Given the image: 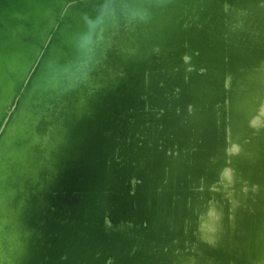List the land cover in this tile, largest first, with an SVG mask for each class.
<instances>
[{"label":"water","instance_id":"95a60500","mask_svg":"<svg viewBox=\"0 0 264 264\" xmlns=\"http://www.w3.org/2000/svg\"><path fill=\"white\" fill-rule=\"evenodd\" d=\"M210 1L171 0L169 6L180 22H183L181 19H190V14L193 15L200 4L202 6ZM119 6L120 4L116 6L115 0H0L1 161L10 153L17 155L23 148L20 137L13 134L18 125L26 124L25 129L28 132L24 133L25 144L35 140L34 131L27 126L49 108L52 101L62 105L66 103L65 96L86 92L89 93L88 102L95 106L90 108L96 112L101 110V106L93 100L94 97L100 96V88L93 84L88 62L92 60L99 46L101 34L119 26ZM183 23L178 29L179 33H184L185 22ZM194 51V47H186L182 43L171 47L170 50L178 54V60L160 55L156 61L155 84L151 87L152 91L143 107L128 115L125 126H118L119 130L109 139L108 145L104 146L98 141L97 146L86 148L82 159L60 169L55 182L46 187L44 205L57 206V200L59 205L74 201L76 206L73 212L61 209L52 210L48 214L44 212L48 208H41L47 215L46 225L51 224V218L56 216L58 219L56 235H50L44 241V245L49 243V249L54 250V246L55 249H60V257L56 259L58 263L81 264L83 259L92 257L93 253L89 250L91 243L94 249H99L107 242L111 247L117 245L115 248L109 247L106 251L110 254V264H115L116 259L120 264H182V252L185 250L193 252L189 254L191 264H236L239 258L236 252L244 246H249L253 236L264 231V228H257L253 224L255 219L261 217L260 211L264 210V192H260L259 197L253 196L254 191L251 194L242 193L248 189L246 187L235 199L237 189L233 193L231 189L233 190L236 184L231 185V189L228 186L231 180L239 177L236 175L247 173L246 180L249 184L254 183L255 189H264V155L262 158L256 153L252 155L256 150H264V79L247 85L241 82L232 84V91L228 92L225 84L230 81V73L224 75L221 71V76L214 75L217 81H220L218 88L215 85L198 87L199 81L194 83L196 86L190 87L193 82L188 77L201 71L199 65L196 69L195 66L193 70L191 68V71H186L184 58L194 54ZM204 62H208L207 65L210 63L209 60ZM170 72H177L182 79L188 78L184 85L189 89L181 86L179 80ZM178 108H192L196 112L206 109L209 118L213 117L215 121L210 123L209 129L214 136L208 137V133H198L195 140L189 139L187 142L184 136L179 140L174 138L172 145L167 147L175 167L172 172L174 178L168 180L173 193L164 198L165 205L161 206L157 202L161 206L160 211L148 212L137 206L136 200L130 201L128 197L123 199V192L127 190H123L124 181L117 180L120 173L118 166L123 162L128 149L130 150L131 141L142 136L145 142H141L144 145L141 148H145L147 140L152 142L153 134L159 135V114L162 111L166 113ZM256 134L260 136L257 138L259 142L253 139ZM228 139L230 142L226 149ZM251 140L256 144H249ZM233 141L237 146L230 149ZM246 145L249 146L248 150L243 149ZM166 156L164 153L159 158L165 159ZM86 163H91L93 172ZM234 163L238 165L232 167ZM81 165L84 166L85 172ZM224 165H228L231 174L234 170H239L230 181L229 177L224 182L220 178ZM108 167L104 180L106 192L83 194L80 183L85 179V174L92 172L96 175L105 172L104 169ZM252 171L255 175L248 178V173ZM222 187L221 193L219 191ZM155 188L165 189L163 186L159 187V184L153 187L154 192ZM17 201L16 208L26 204L22 198ZM99 202H102L103 208L109 207L108 212L107 209L103 211V208L97 207ZM215 203L218 204L215 212L208 217L204 216L206 210L212 208ZM246 203L249 204L246 206L248 213L241 214L242 221L238 222L237 214L239 210L244 209L243 205ZM239 206L241 209L238 210ZM219 209L222 211L217 216ZM221 213L225 216L222 217ZM71 214H74V217ZM120 217L127 221L108 227V222ZM215 219L233 227V234L228 233L227 240H233L234 231L251 223V227L246 228L244 235L242 234L238 251L234 250L236 244H233L231 249L235 254L231 257L225 256L228 252L219 248L214 252V246L224 240L221 238L217 239L216 243L211 242ZM200 221L204 223L202 231H199L197 226ZM132 222L134 224H131ZM136 232L154 236L157 240L153 244L150 242L148 247H118L123 241H127L126 238L130 237L132 240ZM160 235L162 241L159 240ZM168 235L172 239L175 237L180 249L170 248L167 252L170 255L162 258L161 253L167 248L165 240H168ZM87 236L90 237L88 241ZM115 236L124 240L115 241ZM251 253H255L257 257L255 245L252 246ZM210 257L214 260H208ZM228 259L230 261H227Z\"/></svg>","mask_w":264,"mask_h":264},{"label":"bare ground","instance_id":"6f19581e","mask_svg":"<svg viewBox=\"0 0 264 264\" xmlns=\"http://www.w3.org/2000/svg\"><path fill=\"white\" fill-rule=\"evenodd\" d=\"M147 1H149V5L152 6L150 1L153 0H115L116 6L120 4L119 26L115 27L112 31L103 32L101 34L99 46L92 60L88 62V71L92 76L93 83L100 88V94H98L100 96L94 97L93 99L101 106L100 111L96 112L90 108L91 103L87 100L89 93L80 92L75 95L78 98L69 105L71 109H74L73 111L67 109L68 103L66 104L67 108L65 107L63 110L60 109L58 112H55L52 118L51 114L49 117L47 116L49 112L45 109L42 114L29 122L27 128L33 130L35 133V140L30 143L27 142L25 144L24 142V133L27 134L28 132L25 129V123L18 125L13 130V134L16 137L19 136L20 139H18L20 142H23V148L17 155H15V153H10L3 161L0 160V182L3 181L2 184L0 183V264H24L23 262H27L31 258H25L16 252L17 242H20L23 238H17L19 240L15 241L16 239L14 238L12 230L23 222V216H31L38 213L37 215L44 219L41 208H76L75 202L72 203L73 201L66 205H59L56 200L57 206L49 207L44 205L45 202L40 201L43 200L40 196L32 197L30 192L35 181L31 183L30 181L32 178V171L36 172L37 170L34 166L37 163L38 156L41 158H39L41 160L39 172L41 176L38 175L39 180L45 185L46 183L55 181L53 178H43L42 176V165L51 161V157L57 155L58 147L62 145L59 144V146H56L55 143L57 142L54 141V139L59 137L58 135L60 134V136L63 135L65 137L68 135L67 139L69 140V135L74 133V135L76 134L79 136L82 143L83 140H85L92 146V142L94 141V139H91V135L94 134L93 129L101 126L106 127V124L110 123L108 120L109 118H107L110 113L114 116L120 113L123 117H127L129 114L141 109L144 105L143 100L147 99L152 91L151 87H154L155 84L154 82L157 77L155 73L157 70L156 61L158 57L163 55L169 59L178 60L176 59L178 54L170 52L171 47L183 43L186 47L190 45L195 48V51L192 52L194 54H189L184 58L185 66H187L186 71L189 72L191 68L193 70V67L196 66V69L200 66L202 72L200 71V73L198 72L195 76L191 75V77H188L193 82L190 87L196 86L197 84L194 83L199 81L198 87L203 85H215V87L218 88V83L220 81H217L214 75L217 74L221 76V71H223L224 75L228 72L230 73V81L225 84L226 88H228V92L232 91V84H239L241 82L247 85L257 81L260 82L264 79V0H219L221 2V13H227L228 15L233 14L235 17L243 16V21L239 22L240 25L238 26V29L241 31H233L230 33L223 30V24H216L219 22V16L216 17L211 24L208 23V21L199 24L194 23L195 25L185 23V27L183 28L184 33H182V31L179 33L178 29L182 25V22L174 23L171 15L169 16L167 13L151 14V12L147 13V11H143L141 8L145 7ZM214 3L211 2L209 8H211ZM255 6H260V11L251 10V7ZM158 7L160 6L158 5ZM213 16L214 13L211 18ZM147 17H162L169 28L176 32V36L172 39L164 37L150 39L152 29L140 27L141 19ZM111 19L113 20V16ZM219 26L221 27L220 30L218 28ZM144 32H146L145 35ZM204 60H209V65H207L208 62H204ZM170 74L179 80L181 86L185 87L187 90L189 89L184 85V82L188 78H180L181 76H178L177 72H170ZM200 80L205 81L201 82ZM70 97L71 94L65 96V100H68ZM52 103L58 105L55 101H52ZM91 107L93 108L95 106ZM178 110L179 108L166 113L162 111V115L161 113L159 114V118H161L159 135L153 134L151 136V139H153L152 142L150 143L148 142L149 140H147L145 148H141L144 147L141 142H145L142 136H140L141 138L138 137L131 141L129 146L130 150L128 149L123 162L118 166L120 173L117 175V180H122V177L125 175L130 179L132 177L131 181L123 183V190H127L123 192V199L126 200L128 197L130 201L136 200L137 206L143 210L145 208V211L148 212L155 210L154 212L157 213L160 211L159 209H161V206L165 205L163 200L166 199L164 198L173 193L168 185V180L174 178L172 172L175 170V167L173 165V159L171 160L169 157L170 152L167 147L172 145L175 141L174 138L177 137L179 140L184 136L185 142H187L189 139L192 141L195 140L198 133H208V137L211 135L214 136L213 132L209 129H211L210 123H215V121L213 117L212 119L209 118L210 115L206 112V109L198 112L192 108H181L179 111ZM24 115L26 114H23V116ZM203 124L206 127H204ZM67 139L65 142H68ZM82 145L78 144V147L80 146V148L83 149ZM141 149L146 150L144 155H139ZM261 149L263 148L261 147ZM164 153L165 156H167L165 159L160 160ZM255 153L262 158L264 150L261 152L260 150H256L252 155H256ZM76 155L80 157L83 153H76ZM249 156L250 153L247 157L249 158ZM8 158L10 164L7 165L8 168L5 169V160L7 161ZM44 158H46V160H44L45 162L42 160ZM253 158H255V156ZM23 160L24 163L26 162L25 167L17 171V163ZM7 174L10 175L9 181H12V184H9V181L7 182ZM158 181L161 182L158 183ZM158 184L159 187L163 186L165 189L161 190L159 188L156 190V186V191L154 192L153 187ZM153 192L154 194H152ZM20 194L21 196H19ZM18 198L24 199L26 202L25 205L29 204L31 206L25 209V205L24 207L16 208L15 206L18 202ZM157 202H159L161 206H159ZM38 203L39 207L36 206ZM101 203L102 202H99L97 206H100V209L103 208ZM105 206L108 207L107 204ZM246 206H249V204L246 203L243 205L244 209L238 207V210L241 209L237 214L238 220L241 219L242 221L241 214L248 213ZM106 209L108 212L109 207H104L103 211ZM263 211H260L261 217L259 216L260 218L255 219L253 222L257 228L261 229L264 228V219L262 218ZM35 218L34 220L39 224V219L37 217ZM26 220L27 222L24 225L25 229L28 226L27 224L30 225L32 223L33 219L31 217ZM44 222H46L45 219ZM248 224H250L251 227V223L249 222ZM36 227H38V225H36ZM51 232L53 231L51 230ZM139 234L136 232V236L132 240H130V237L126 238L125 240L127 241H123L124 243L119 244L118 247L125 248L126 245H130L132 249L142 247L143 245L148 247L150 242L153 244L157 240L154 239V236L149 237L148 234H140L141 238H139ZM87 237L86 241L90 238L89 236ZM160 237L159 240L162 241L163 238L161 235ZM222 238H224V240L218 243V245H221L219 247L225 246L224 248H227L234 242L230 239L227 240V237L224 235ZM114 239L115 241L124 240L122 238L118 239L117 236H115ZM177 242L175 237L172 239L168 235V240H165V246L169 249L171 247L176 249L178 247ZM116 246L117 245L111 247L105 242L99 249H94L91 243L89 250L90 253H93L92 257L88 259L90 260L88 263L87 259H83L81 264H110V256H108L110 254L106 251L109 247L115 248ZM225 256H227V254ZM38 259L39 256H37L36 259L31 258V264H37ZM119 262L120 261L116 259L115 264H120Z\"/></svg>","mask_w":264,"mask_h":264},{"label":"rangeland","instance_id":"374dc122","mask_svg":"<svg viewBox=\"0 0 264 264\" xmlns=\"http://www.w3.org/2000/svg\"><path fill=\"white\" fill-rule=\"evenodd\" d=\"M162 1L163 0L150 1V4L152 3V6H150L149 5V1H147L145 3L146 4L145 7L141 8V9L143 11H147V13L151 12V14H159V13L166 14L167 13L169 16L171 15L172 21L174 23L180 22L179 17L176 15V13H173L172 9L169 6V2L171 0H165L163 2ZM204 2H207V1H204ZM211 2H213V3L215 2L214 3L215 5L213 4V6H211V8H209ZM220 3L221 2L219 0H217V1L211 0L207 4L204 3L202 6L200 4L199 7H197V9L195 10V13H193V15L190 14L192 16V17H190V19H185V20L181 19V21H183V22H185L187 24H190V25H193L194 23L199 24V23L206 22V21H208V23L211 24V23L214 22L213 20L216 17L219 16L220 17L218 19L219 22H217L216 24L217 25H219L220 23L223 24V27H224L223 30L225 32H229L230 33V32H233V31H241L240 29H238V26L240 25L239 22L243 21V16L235 17L233 14H229L228 15L227 13H221L220 12V8H221ZM158 5L160 7H158ZM214 6H215V8H214ZM251 8H252L251 10L260 11L261 7L260 6H255V7H251ZM253 8H255V9H253ZM213 13H214V16L211 18ZM183 22L181 23L182 25L184 24ZM140 27H148L149 29H152V32H151V35H150V39H156L157 37H164V38L172 39V38H174V36H176V32L173 31V29L169 28V26L167 25L166 21L162 17H156V18H148L147 17V18H143V19H141ZM218 28L220 30L221 27L219 26ZM145 33L146 32H144V35H145ZM71 97H73V98H71ZM71 97L68 99L69 101L66 100V103H64L62 105H56V103H52L51 102L50 107L47 108V111L49 112V114H47V116L49 117V115L51 114V118H52L54 116L55 112H58L60 109L63 110L65 107L67 108L66 104H68V103L69 104H68V108L67 109H71L70 106H69L70 103H72V101L74 102L78 98L77 96H75L73 94H71ZM145 101L146 100L144 99L143 102L145 103ZM71 105H73V104H71ZM259 105L260 104H258V106ZM262 108H264V103L262 104ZM71 110L73 111L74 109H71ZM115 115H117V114H115ZM127 117H125V116L123 117L120 113H118L117 116H114L113 114L110 113L109 117H107V118H109L108 120L110 121V123L106 124V127L101 126L99 128L93 129L94 130V134L91 135L92 136L91 139H94V141L92 142V145H94V146L96 145L97 146L98 145V141L100 143L104 144V146L108 145L107 142L109 141V139L113 136L114 133H116L117 130H119L118 126L119 125L120 126H125L126 121H127ZM111 124L112 125L114 124V125L112 126ZM260 125L262 126L261 123H260ZM63 126H65V125H63ZM203 126H204V124H203ZM204 127H206V126H204ZM70 135H69V137H70L69 140L67 139L68 135H66V137H65L63 135L60 136V134L58 135L59 137H56L54 139V141L57 142V143H55L56 146L57 145L59 146V144H62V145L58 147L57 155H55V157L54 156L51 157L52 160L48 161L47 164H43L42 165L43 166V169H42L43 170L42 171L43 172V175H42L43 178L49 177V179L53 178L54 180H56V178H58V176H59L58 172L60 171V169H62L63 167H65L66 165L70 164L71 162H73L75 160L79 161L80 159H82L81 156H83V155H80V157H79V156L76 155V153H81L82 154L84 152L83 150H85L86 148H89V146H91L85 140H83V143H84L83 144L81 142V139L79 138V136H77L76 134L74 135V133H71ZM72 135H74V136H72ZM259 137L260 136L256 134V137H254L253 139H257ZM66 139L68 140V142H65ZM229 142H230V139H228V143L226 145L227 146L226 149L229 146ZM245 142H249V141H245ZM258 142H259V140H258ZM78 144H80V145L83 144L82 145L83 149H81L80 146L78 147ZM249 144H256V143L253 140H251V142ZM236 146H237L236 142L233 141L230 149L235 148ZM243 149L248 150L249 146L246 145ZM145 152H146L145 149H141L139 151V155H144ZM240 155H243V154H240ZM39 158L40 157L38 156L37 163L34 166L37 169L36 170L37 173L32 171V176H31L32 178H31L30 183L34 182V181L35 182L33 183L34 186H33V188H32L30 193L32 194V197L33 196H35V197L36 196H38V197L40 196V198L43 199V200H40V201L41 202L42 201L45 202L46 199L44 198V192L46 190V187H48L49 185H51L55 181H53L51 183H46V185H45V184H43V182H41L39 180L38 175L41 176V173H39L40 172V167H41V165H40V162H41L40 159L41 158L40 159ZM42 160L44 161V160H46V158H44ZM8 161H9V158H8L7 161L5 160V163H6V165H4L5 169H7L8 168L7 165L10 164V161L9 162ZM25 165H26V162L24 163V160L22 162L21 161L18 162L17 163V171L22 170L25 167ZM83 165L80 166L82 168V170H83V167H84ZM85 165L88 166V168L93 172V170L90 168V166H92L91 163H86ZM237 165H238V163H234L232 165V167L233 166H237ZM227 166L228 165H224L223 166L222 173L220 175V178L223 179L222 180L223 182L225 180H227L228 177H229L228 180L230 181L231 177L233 178V176H235V174L239 171V170L238 171L234 170L233 173L231 174V172L229 173V167H227ZM108 169H109V167L104 169L105 172H101V173H98L96 175H93L92 172L86 171V172H89V173L85 174V176H84L85 179L80 183V188H81L82 193L83 194L90 193V192L91 193H95V192L105 193L106 189L104 187V180L106 178ZM254 173L255 172H253V171L251 173H248L249 174L248 178H251L252 176H254L255 175ZM236 176H239V177L234 178L233 181L231 180L228 183V186H229L230 189H231V185L236 184L235 185L236 187L233 190L231 189V193L235 192L234 190L237 189V192H236L237 196L235 197V199H237L239 197V195L241 193L240 191H244L246 187H248V189L246 191L242 192V193L246 192V193L251 194L252 191H254L253 192V196H258L259 197L260 196V192H264V189H261V190L259 188L255 189L254 183L249 184V182L246 180L247 173H246V175H242L241 174V175H236ZM6 177H7V182H8L9 178H10V175L7 174ZM131 179H132V177H131ZM131 179L129 177H127V175L122 177V181H124L123 183H127L128 181H131ZM65 181H67V180H65ZM0 183L2 184L3 181H1ZM9 184H12V181H9ZM257 189H259V190H257ZM32 192H34V193H32ZM219 192H221V193L223 192V187L220 189ZM70 195H71V193H70ZM223 197L225 199L224 195H223ZM72 203H74V201ZM217 205L218 204L215 203L212 208H208L206 210V214L204 216L208 217L213 212H215ZM30 206L31 205L27 204V205H25L24 209L25 208H29ZM36 206L39 207V203ZM65 209L68 210V211L73 212L75 210V207L64 208L63 210H65ZM52 210L58 211V210H61V209L55 207L54 209H51V210L45 209L44 212H47V214H48ZM144 210H145V208H144ZM221 211L222 210L219 209V211L217 212V216L220 215ZM44 212H43L44 219H46L47 215ZM262 213H263L262 218L264 219V211ZM262 213H261V215H262ZM37 214L38 213H35V214L31 215V216H28V215L23 216V219H22L23 222L20 223L19 226L15 227L14 230H12L13 234H14V238L16 239L15 241L19 240L17 238H23V240H21L20 242H17L18 244H17L16 252L20 256H23L25 258H28V257L30 258L31 257L32 259H36V257L39 256L37 264H57L58 260H56V259H57V257H60V251H58L60 249H58V250L55 249V246H54V250H52V248L49 249L48 248L49 243L47 242L48 245H44V241L50 235L51 236L52 235H56V230H57V225H58L57 220L58 219L56 220V216H55V218H54L55 220H53V218H51L53 220V221H51V224L46 225V223L44 222V219L41 216L37 215ZM71 215L74 217V214H71ZM221 215L223 217L224 214L221 213ZM31 217L33 219L32 223L30 225L27 224L28 226L25 229L24 225L27 222L26 219H29ZM35 217H37L39 219V224L34 220V219H36ZM237 220H238V218H237ZM126 221L127 220H125L123 217H120V218L115 219L114 221L108 222L107 224H108V227L109 226L112 227V225L118 226L122 222H126ZM162 222L164 223L165 220H162ZM238 222H241V219L238 220ZM131 224H134V222H132ZM203 224H204L203 221H200L198 223L197 226L199 228V231H202L201 227H202ZM36 225H38V227H36ZM249 227H250V224L247 223L246 227L242 226L239 229H237L236 231H234V236H235V239H233L234 242H232V244L230 246H228L227 248H224L225 247L224 245L226 243L223 241L225 243L223 245L224 247H217V246H221V245H217L216 247H214V252H216L217 249L219 248V249L224 250V252H228V253H226L228 257L233 256V254H235L234 252H232V249H231L233 244H236L234 250L236 249V251H238L239 244L241 243L240 239H242V234L245 232L246 228H249ZM212 228L213 229L211 231V234H213V235H212L211 242L214 241V243L217 242V239H221L223 237V235L225 237H227V234L228 233L230 234V232H232V230H233V227L231 225H229L228 223H223L222 220H216V219L213 220V227ZM37 229L40 230V231H38ZM43 229H45V230H43ZM51 230L53 232H51ZM257 231H259V230H257ZM232 234H233V232H232ZM261 236H263V237H261ZM154 239H156V237ZM22 241H24V242H22ZM254 243H256V244H254ZM253 245H255V248L257 249V257L255 255V253L253 255L251 253V248H252ZM179 247L180 246H178L176 248V250H179L180 249ZM171 248H173V247H171ZM168 250H169V248L167 247L166 249H164V251H162V253H161L162 258L167 257L168 255H170V253H167ZM191 253H193V252H190V251H187V250L182 252V255H184V257H183L184 260H183L182 264H186L188 262L190 264L192 263V260L190 261V259H189V257H191L189 254H191ZM236 253H238L236 255H237V257H239L238 258V262L236 264H264V261L261 259V258L264 259V231L262 233L258 234V235L253 236L252 241L249 242V246L248 245L244 246L242 248V250H240V251H238ZM30 259L27 262H23V263L24 264H31ZM208 260H214V258L210 257ZM228 260L230 261V259H228ZM110 261H111V259H110ZM209 262H213V261H209ZM58 264H60V263H58Z\"/></svg>","mask_w":264,"mask_h":264}]
</instances>
